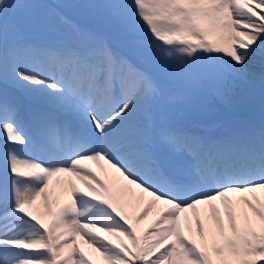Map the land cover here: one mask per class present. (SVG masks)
Masks as SVG:
<instances>
[{"label": "snow or ice", "instance_id": "6c2138e0", "mask_svg": "<svg viewBox=\"0 0 264 264\" xmlns=\"http://www.w3.org/2000/svg\"><path fill=\"white\" fill-rule=\"evenodd\" d=\"M47 7L0 0V264L264 262V121L223 138L168 121L177 81L264 87V0L77 5L116 34L70 25L30 38L44 28L33 10ZM53 177L66 179L52 186ZM129 194L137 205L148 198L134 223ZM202 206L212 210L208 235ZM189 212L199 242L181 225Z\"/></svg>", "mask_w": 264, "mask_h": 264}, {"label": "bare ground", "instance_id": "6f19581e", "mask_svg": "<svg viewBox=\"0 0 264 264\" xmlns=\"http://www.w3.org/2000/svg\"><path fill=\"white\" fill-rule=\"evenodd\" d=\"M72 1L66 7H63V4H65L63 0H58L60 6L54 5L50 0L46 1V5L49 7H47L44 12V28L42 31H39L41 36L66 32L70 26L69 24H65L63 21L57 19L55 16L50 15L52 12L59 13L62 17L67 19V21L72 22V25H78L86 31L101 32L96 26L88 27L83 24V22H87L90 16V10L85 7H77V5L83 6L84 2L73 6ZM98 1H101L103 4L118 2V0H90V4L95 5ZM123 2H126V0H123ZM108 26L114 32H116L114 25L109 24ZM116 47L117 51L123 52L126 50L119 43L116 45ZM254 71L259 74L260 69L255 68ZM208 82L209 83L206 81L190 83L177 81L174 84L171 89L173 101L169 105L168 114V121L171 125L185 127L197 132L202 136L214 138H217L216 133L218 132V138H223L234 131L232 130L233 127L242 129L249 124L259 125L262 121H264V87H261L259 82H257L255 87L250 89H244L240 86H237L233 84L231 80L217 81L209 79ZM209 84L211 85L210 88L208 87ZM7 87V90L10 94L23 99V93L19 89H16L11 84H9ZM4 88V83L0 81V90H3ZM217 91L225 98L226 105L231 111H228L217 102V99L214 95V92ZM252 92L261 93V95L255 96L250 100L247 98V95ZM206 99L211 100V106L206 104ZM25 105L26 107L29 106L27 101H25ZM228 129H231L230 132ZM0 141L5 144V141L2 138H0ZM176 159L179 162L180 158ZM90 166L97 174L99 179L111 183V176L105 177V175L99 169H97L95 165ZM65 179V177H53L52 186H56L57 180ZM121 183H123V181H121ZM134 192L135 196L139 195V190H134ZM56 193L60 195L61 203L67 202L68 197L61 194L60 187H56ZM135 196L129 194L125 198L129 205L126 208V213L132 217L130 223H134L135 217L143 210L148 200V198L145 196V199L140 202L139 205H137ZM233 199H235V197H233ZM216 207L219 209L221 219L225 220L226 222L224 207L220 205L219 202H217ZM211 211L212 210L210 206H202L200 209V221L204 227L206 235H208L209 232L214 228V222L211 219ZM240 211L241 208L237 207L236 214L238 223ZM187 217L188 219L186 221L185 215L181 214L180 222L182 227L185 229V235H191L193 239L199 242L200 238L196 231V217L191 212L187 214ZM154 218L155 210L150 213L149 217L139 226L137 234L139 235L140 232H142L145 228H148L149 224ZM189 227L191 228V233L188 231ZM76 239L81 250L85 252L86 256L95 255L92 253V249L89 248L88 245L84 244L83 241L79 239V237ZM258 264H264V262H258Z\"/></svg>", "mask_w": 264, "mask_h": 264}, {"label": "rangeland", "instance_id": "374dc122", "mask_svg": "<svg viewBox=\"0 0 264 264\" xmlns=\"http://www.w3.org/2000/svg\"><path fill=\"white\" fill-rule=\"evenodd\" d=\"M46 1L47 0H25V2L27 3H30V4H35V5H46ZM52 1V3L56 6H60V3L58 2V0H50ZM72 0H63V2H65V4H63V7H66ZM75 0H73L74 2ZM62 2V1H61ZM103 3L101 1H98L95 5H102ZM84 5H92L90 4V0H85V3ZM46 8H38V9H34L33 11L41 18L42 21L45 22V15H44V12H45ZM90 10V16L87 20V22H83L84 25L88 26V27H97L101 32H104L105 34H109V35H115L116 32H114L107 24V22H105L99 15H96L94 14L96 10H93V9H88ZM67 20V19H66ZM69 25H72V22L70 21H67ZM30 38H39L41 36V33L39 31H28L26 33ZM207 83H209L208 81L209 80H205ZM209 88L211 87V85L209 84L208 86ZM214 95H215V98L217 99V102L223 106L224 108L225 107H228L226 105V101H225V98L217 91V92H214ZM261 95V93H255V92H252V93H249L247 95V98L248 99H253L255 96H259ZM206 104L211 106L212 105V102L210 99H206ZM229 108V107H228ZM226 109V108H225ZM213 111V110H212ZM226 111V110H225ZM214 112V111H213ZM215 113V112H214ZM236 128H234L235 130ZM3 146H4V143L2 141H0V152H2V149H3Z\"/></svg>", "mask_w": 264, "mask_h": 264}]
</instances>
